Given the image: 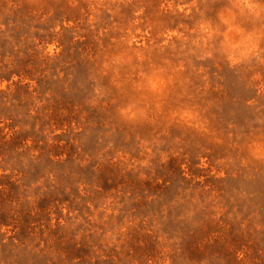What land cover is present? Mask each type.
Masks as SVG:
<instances>
[{
    "label": "rangeland",
    "instance_id": "obj_1",
    "mask_svg": "<svg viewBox=\"0 0 264 264\" xmlns=\"http://www.w3.org/2000/svg\"><path fill=\"white\" fill-rule=\"evenodd\" d=\"M0 264H264V0H0Z\"/></svg>",
    "mask_w": 264,
    "mask_h": 264
}]
</instances>
